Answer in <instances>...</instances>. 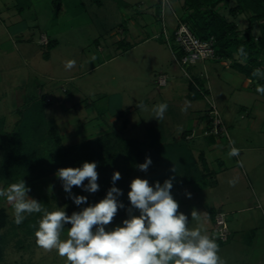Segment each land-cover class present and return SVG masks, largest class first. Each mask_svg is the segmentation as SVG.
Segmentation results:
<instances>
[{
  "label": "rangeland",
  "instance_id": "1",
  "mask_svg": "<svg viewBox=\"0 0 264 264\" xmlns=\"http://www.w3.org/2000/svg\"><path fill=\"white\" fill-rule=\"evenodd\" d=\"M124 1L128 5L120 7L115 0H102L100 6L93 0H65L58 10L52 0H31L32 6L19 12L16 0H0V117H5L4 129L14 128L17 110L23 108L27 98L45 96L52 99L47 114L58 118L62 147L111 131L122 137L151 138L154 146L180 142L183 134L189 132L184 137L187 144L191 145L195 138V145L199 146L207 137L204 134L210 126L209 115L203 116L196 130L186 129L193 124L191 111L200 109L196 112L204 114L210 107L205 97L192 100L188 97L192 76L200 75L210 89L231 140L217 136L213 141L219 140V147L206 150L209 170L222 171L215 177L220 180L218 187H210L208 177L202 182L183 185L179 189L180 196H172L179 204V211L188 216L189 228L202 227L209 236L213 226L206 216L210 209L219 204L224 205L225 212L235 208L234 212H227V220L237 233L233 241L219 246V255L224 264H242L241 248L249 245L250 230L255 223L253 218L259 216L258 201L264 206V94L255 91L258 78L248 82L242 73L232 68L234 61L244 62L237 54L228 60L207 61L206 79L201 75V63L186 75L175 55L179 54L178 46H172L173 53L163 37H155L161 32L163 23L169 31L176 25L169 7L164 8L163 18L150 26L144 19L149 18L147 14L154 3L161 0ZM183 3L184 0H174L179 16ZM235 6L236 1L232 0L218 10L235 24L239 33H243L252 12L246 9L232 14L230 9ZM260 22H253L256 38L260 35ZM124 26L128 30L122 34L119 31ZM45 36L48 40L59 41L50 50L52 56L48 60L42 57V46L38 44L39 40L40 44L47 43ZM121 38L125 44L119 42ZM128 42L138 45L126 50ZM260 60L259 69L264 70V53ZM68 61H75L70 70L65 67ZM161 74L167 77L164 87L156 82ZM141 102L147 110L137 107ZM159 103H167L168 109L163 119L156 120L152 108ZM125 118L129 120L127 127L124 126ZM233 146L240 150L239 155L225 168L219 161ZM5 154L0 148V162ZM55 174L26 179V187L31 189L28 196L49 211L63 208L69 216L86 207L74 203ZM233 179L236 183L231 186L229 181ZM10 184V180L0 178V187ZM71 193L85 194L77 195L73 188ZM245 207L252 210L243 211ZM193 211L198 213L199 220L191 219ZM133 214L139 215L138 210ZM41 216L28 215L17 225L12 205L0 197V264H65L55 250L45 251L36 245L33 225ZM116 226H122V222L111 223L106 230ZM70 227V224L65 225L62 238H66ZM261 235L253 243L252 261L259 258L258 250L263 246ZM247 261L244 259L243 264H248Z\"/></svg>",
  "mask_w": 264,
  "mask_h": 264
},
{
  "label": "trees",
  "instance_id": "2",
  "mask_svg": "<svg viewBox=\"0 0 264 264\" xmlns=\"http://www.w3.org/2000/svg\"><path fill=\"white\" fill-rule=\"evenodd\" d=\"M115 1L120 7L126 4L123 0ZM230 1L232 0H184L180 17L198 37L215 39L216 54L219 57L217 61L231 59L236 54L242 56L244 62L234 61L231 66L252 81L257 78L252 73L262 64L260 57L264 53V0H235L236 6L230 9L232 14L241 13L246 9L252 12L249 16V24L243 33H239L235 24L218 10L221 5H228ZM93 2L99 6L103 4L102 0H93ZM52 3L59 10L65 0H52ZM31 6V0H16L15 7L19 12ZM161 13L160 3L159 20L162 17ZM258 20H261V31L256 38L253 33V22ZM57 43L56 39H49L47 43H44L45 58L49 57L50 50ZM241 47L246 56L239 53ZM45 48L46 51H44ZM258 83L264 85V80L255 82V89ZM205 85L206 82L200 75L192 76L189 90L193 98H204L202 91L209 93ZM50 101L45 96L27 98L23 108L17 110L18 120L10 131L4 129L5 117L3 115L0 117V148L6 152L4 159L0 162V178L8 179L12 184L21 179L25 181L35 176L48 175L57 172L60 168L81 167L84 162H96L99 190L90 196L80 187L73 186V189L76 190L77 195L85 193L82 196L87 197V204H84L87 207L106 196L107 191L113 186L111 180L113 173L120 172L121 179L116 182L115 187L122 190L123 195L118 197V200L125 207L118 210L112 222L116 223L128 218L127 209L130 207L128 192L134 178L147 179L153 186L156 182L162 185L166 179L172 178V191L186 184L202 182L214 175V172L210 170L205 171L207 167L200 168L191 145L187 144L184 138L189 132L183 134L180 142H163L154 146L151 138L142 140L122 137L111 131L94 139L62 147L58 125L47 114ZM208 115L209 110L206 117ZM124 126L127 127L126 121ZM207 128L206 131L211 130V126ZM204 136L214 140L220 135L213 133L204 134ZM223 137L226 136L223 135ZM146 158H151L152 164L146 172L140 171L138 165L144 163ZM84 183L87 184V180ZM219 211L221 210L210 209L212 226ZM216 242L219 246L226 243Z\"/></svg>",
  "mask_w": 264,
  "mask_h": 264
},
{
  "label": "clouds",
  "instance_id": "3",
  "mask_svg": "<svg viewBox=\"0 0 264 264\" xmlns=\"http://www.w3.org/2000/svg\"><path fill=\"white\" fill-rule=\"evenodd\" d=\"M239 53L246 56L243 47ZM74 66L75 61L65 64L69 70ZM252 75L264 80V70L254 69ZM256 91L264 94V85L258 83ZM137 107L147 110L142 102ZM167 109V103L154 105V119H163ZM182 110L186 111V108ZM239 152L233 146L228 156H238ZM238 163L242 166V162ZM151 164V158H146L138 168L146 172ZM55 175L77 206L87 204V197L72 195L73 186L88 193L99 190L96 162L60 168ZM120 179V172H114L111 177L113 186L106 196L70 216L63 208L49 211L41 202L29 197L31 189L26 187L23 179L6 188L0 187V197L12 205L17 225L28 215L42 214L33 225L35 243L45 251L55 250L65 264H224L215 238L202 227L189 228L188 216L179 211V204L171 194L172 178L166 179L162 185L156 182L154 186L147 179L134 178L128 192V218L122 221V226L106 230L118 210L125 207L118 200L123 192L115 187ZM86 180L87 184L84 183ZM235 183V179L229 181L231 186ZM133 210H138L139 215L133 214ZM191 219L199 220L196 211L191 213ZM68 224L71 227L67 229L66 238H62Z\"/></svg>",
  "mask_w": 264,
  "mask_h": 264
},
{
  "label": "built area",
  "instance_id": "4",
  "mask_svg": "<svg viewBox=\"0 0 264 264\" xmlns=\"http://www.w3.org/2000/svg\"><path fill=\"white\" fill-rule=\"evenodd\" d=\"M162 13L163 18L164 8L167 6L172 11L176 25L172 31H169L163 23L162 30L157 33L155 37H163L164 41L172 49V46L176 44L179 49V54H176V58L179 64L182 66L183 71L186 75H189V71L194 68L197 64L203 65V71L201 75L207 76L206 62L209 60H218L219 57L216 54L215 39L213 37L202 39L198 37L182 20V18L176 13L174 9V0H162ZM173 50V49H172ZM159 85H165L167 83L166 76H159ZM209 89V88H208ZM202 94L207 99L209 104V118L211 130L206 131L205 135L215 134L223 136L225 135L230 140V135L227 127L224 125L223 117L219 113L218 107L209 93L202 91ZM231 232L229 223L227 221V213L219 211L214 219L213 228L211 231V237L215 238L216 241L227 242L230 238Z\"/></svg>",
  "mask_w": 264,
  "mask_h": 264
},
{
  "label": "crops",
  "instance_id": "5",
  "mask_svg": "<svg viewBox=\"0 0 264 264\" xmlns=\"http://www.w3.org/2000/svg\"><path fill=\"white\" fill-rule=\"evenodd\" d=\"M124 1V0H123ZM125 2V1H124ZM126 3V6L128 5V3L127 2H125ZM160 3H161V1H157L156 3H154V7H153V9L151 10V12H149L147 15L149 16V18H145L144 19V21L146 22V24L147 25H152L153 26V24L154 23H157L158 21H159V6H160ZM152 29V28H151ZM128 30V28L126 27V26H124V28L123 29H121V31H119V32H122V34H125L126 33V31ZM114 38V35L112 36V39ZM45 40H47L48 41V38L45 36ZM57 40V39H56ZM124 39L123 38H121V39H119V42H122ZM58 41V40H57ZM127 43V42H126ZM39 45H40V47H41V51H42V53H41V55H42V57L44 58V59H50L51 58V56H52V53H51V51H50V55H49V57L48 58H45L44 56H43V46H44V44L42 43V44H40V40H39V43H38ZM59 44V41H58V43H57V45ZM122 44V43H121ZM123 44H125V43H123ZM140 44V43H139ZM128 47H125V48H127L126 50H128V49H130V48H133V47H136L138 44H135V43H129L128 42ZM172 52L174 53V51L172 50ZM176 55V54H175ZM160 76H166L165 74H161ZM159 79V78H158ZM248 80V82L250 81L251 82V80L250 79H247ZM157 82V84L159 85V82H158V80L156 81ZM167 85V83L165 84V85H159L160 87H164V86H166ZM189 86H190V83H189V85H188V90H189ZM190 91V90H189ZM49 97V96H48ZM188 97H189V99L190 100H192V99H196V98H193V96H192V94H191V92H189V94H188ZM51 101H52V99H50ZM24 103V102H23ZM196 111H201L200 109H195L193 112L191 111V113H190V111H189V114H191L192 116H194L193 117V124H192V126H191V128L190 129H186V130H196L197 129V127H198V125L201 123V122H203L202 121V119H203V116H206V110H205V112H204V114H202V113H198V112H196ZM49 116V115H48ZM196 116V117H195ZM63 117L65 118V115L64 116H62L61 117V119H63ZM51 118V117H50ZM56 122L58 121V118L57 119H55V118H53ZM124 121H126V125L128 126L129 125V120H128V118H125L124 119ZM58 123V122H57ZM59 124V123H58ZM185 130V131H186ZM201 135V134H200ZM195 135H191L190 137H194ZM197 136V135H196ZM205 138V137H204ZM219 144H221V142L219 141V140H215V141H213V140H211L209 137H206L204 140H203V142H201V145H195V138H194V140H192V144H191V148H192V150H193V154H194V157H195V159L198 161V164H199V166H200V168H204L205 169V167H207L206 169H205V171H207V170H209L210 168H209V164H208V159H207V151L206 150H213V149H215V148H217V147H219ZM203 145H204V147H203ZM203 148V149H202ZM198 157H197V156ZM222 155H226V154H222ZM235 158V156H233V157H229L228 155L226 156V157H224V159L222 160H220L219 162H221L220 164L221 165H223V166H225V168H226V166L227 165H229V164H231L234 160ZM205 166V167H204ZM212 172H214V175L212 176V177H210L209 178V180L207 181V183H208V185L210 186V187H218L219 186V183H220V180H217L215 177L218 175V174H220V173H222V171L221 170H214V171H212ZM181 188V187H180ZM180 188H178V189H175V190H172L171 191V193H172V195H179L180 196V194H178L179 193V189ZM181 198V197H180ZM179 198V200H181ZM258 204H259V209H260V211H259V216H257V218H253V220L255 221V223L253 224V226L251 227L252 229L250 230V232L252 233V236L248 239L249 240V245L245 248L244 246H243V248H241L242 249V252L241 253H243L242 254V256H241V258H240V262L243 264V261H244V259H247L248 261L247 262H249L248 264H264V206L262 205V203H260L259 201H258ZM223 204H219V206L218 207H212V208H214V209H220L221 211H223V212H225L224 210H223ZM235 208H231L230 209V211H226V213L228 212V213H232V212H234L235 210H234ZM237 210H240V209H237ZM236 210V211H237ZM252 210V208H250V207H245V208H243V211H251ZM206 217H208V221L210 222L211 221V218H210V212L208 213V215L206 216ZM228 221V220H227ZM211 223V222H210ZM230 227V226H229ZM211 228V227H210ZM230 231H231V235H230V238H229V240L228 241H233L234 240V236H235V234L237 233L233 228H230ZM260 231V232H259ZM236 232V233H235ZM260 234H262L261 236L262 237H260V239H262L263 241H262V247L261 248H259V250H258V252H259V258H257V259H255L254 258V260L252 261V257H253V255H254V253H255V249H254V246H253V243L255 242V240H257L258 238H259V235ZM231 248L230 246H227V248L226 249H228V250H230L229 248ZM227 250V251H228ZM240 253V254H241ZM231 259V258H230ZM246 262V261H245ZM244 264H246V263H244Z\"/></svg>",
  "mask_w": 264,
  "mask_h": 264
}]
</instances>
